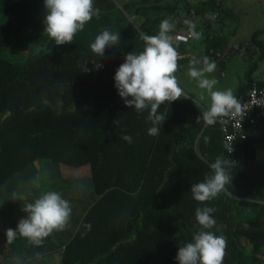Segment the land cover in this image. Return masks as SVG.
Returning a JSON list of instances; mask_svg holds the SVG:
<instances>
[{"label": "trees", "instance_id": "1", "mask_svg": "<svg viewBox=\"0 0 264 264\" xmlns=\"http://www.w3.org/2000/svg\"><path fill=\"white\" fill-rule=\"evenodd\" d=\"M151 1L120 9L114 0H93L99 15L72 43L56 45L43 32L44 0H0V194L11 176L36 160L89 168L96 199L64 246L62 264H177V245L191 242L201 230L195 221L201 207L215 208L216 225L210 231L227 238L223 264H262L257 248L244 240L246 228L264 221V165L255 152L256 144H264V116L255 126L246 124L245 138L234 143L230 154L222 145L220 123L196 121L202 110L190 99L181 96L162 104L161 131L150 136L148 111L128 108L114 87L125 55L142 51L141 34H157L164 18L184 29L193 11L196 31H210L201 16L212 0L196 7L182 0L169 5ZM106 28L119 32L120 42L98 58L90 44ZM14 35L43 48L13 61L5 53ZM263 35L264 30L254 31L243 46L250 65L238 99L254 83L251 74L264 60ZM223 49L220 37L206 34L202 53L180 54L178 61L187 64L205 55L218 59ZM97 59L103 65L99 70L92 63ZM84 64L90 71H82ZM217 157L234 161L231 184L214 199L198 202L190 185L211 173L209 165ZM89 224L90 230L85 227Z\"/></svg>", "mask_w": 264, "mask_h": 264}, {"label": "clouds", "instance_id": "2", "mask_svg": "<svg viewBox=\"0 0 264 264\" xmlns=\"http://www.w3.org/2000/svg\"><path fill=\"white\" fill-rule=\"evenodd\" d=\"M44 8L46 15L43 20V32L56 45L72 43L85 24L99 15V9L94 8L93 0H44ZM184 23L190 37L199 40L202 32L196 31V24L190 20H185ZM175 28L176 24L172 18L166 17L160 22L157 34L142 33L140 39L144 42L143 50L126 54L124 62L116 69L113 77L117 94L128 108H134L138 113L148 111L147 119L152 123V127L148 129L150 136L159 135L160 126L165 120L164 115L158 111L160 106L165 102L176 101L184 95L176 76L179 69L178 60L181 57L174 46L172 33ZM119 42V32L106 28L95 37L90 49L101 58L107 48L117 46ZM97 61L98 59L92 63L94 68L99 70L103 65ZM85 64L82 71H90ZM216 69V62L208 56H194L190 60L187 73L210 97L209 107L196 118V121L202 120L207 126L217 122L226 124L229 120L241 117L244 111V106L233 94L232 89L214 90L218 81L214 77L209 78L207 74L215 72ZM122 139L128 143L132 142V137L128 135H124ZM228 151L231 154L232 145ZM233 162L227 157H217L215 162L209 165L211 173L202 181L190 185L193 199L204 203L225 192L226 185L231 184L233 177L230 172ZM22 211L27 215L18 221L16 228L5 231L8 242L22 237L34 246H41L53 231H63L68 226L72 207L59 192L46 191L25 204ZM215 211L213 207L195 210V221L201 230L192 236L191 242L180 241L177 245V264H223L227 238L210 231L216 225L212 215ZM85 227L90 230L91 225Z\"/></svg>", "mask_w": 264, "mask_h": 264}, {"label": "crops", "instance_id": "3", "mask_svg": "<svg viewBox=\"0 0 264 264\" xmlns=\"http://www.w3.org/2000/svg\"><path fill=\"white\" fill-rule=\"evenodd\" d=\"M175 0H154L152 4L169 5ZM188 0H182L185 2ZM116 2V1H115ZM212 7H207V12H217L219 14V20L215 27L209 28V33L204 29H199L202 32V36L199 40L191 39L187 44L181 45V43L174 41V46L177 48L180 54H192L197 55L204 51L206 34L210 39L214 36L220 37L224 43V49L220 53L218 59H213L216 62L217 69L211 74H207L209 78L217 79L218 83L215 88L218 90L232 89L233 94L236 95L240 87L247 85V71L250 65V59L244 50V44L249 41L254 31L264 30V0H252L247 2H235L231 4H224L223 1L212 0ZM126 4V2L118 3L117 6ZM236 5L247 9L250 13V18L244 21H237L233 27L228 26V21L236 18L234 9ZM131 19V18H130ZM176 24V22H175ZM231 25V24H230ZM177 28V27H176ZM173 31L177 32L182 30L181 28ZM172 33V34H173ZM264 42V35L261 37ZM183 46L181 51L179 48ZM237 47V50L235 48ZM219 52V49H218ZM254 51L250 52L251 54ZM250 55V54H249ZM256 55L253 56L255 59ZM179 69L176 72L177 78L183 73H188L189 63H181L178 61ZM179 75V76H178ZM251 79L255 83H264V60L258 63L257 69L251 74ZM180 84H185L183 97H191L196 99V86H189L183 83L181 79H178ZM197 100V99H196ZM204 110L207 109L204 105ZM256 159L258 163L264 165V144L258 143L255 145ZM27 190V188H26ZM27 193L23 191L21 195L22 199H27ZM23 204V202H22ZM8 204L3 203L0 200V264H62L61 255L64 246L72 237L75 229L81 219L79 215L78 221L68 224V226L60 231L62 238L58 234H51L44 239L41 246H34L27 239L17 237L15 240L8 242L5 231L9 228L15 229L17 223H10L8 220L10 216H14L19 221L21 218L27 215L22 211V208L8 207ZM250 231V247L263 248L259 249V257L264 262V221L249 227ZM55 236V237H54Z\"/></svg>", "mask_w": 264, "mask_h": 264}, {"label": "rangeland", "instance_id": "4", "mask_svg": "<svg viewBox=\"0 0 264 264\" xmlns=\"http://www.w3.org/2000/svg\"><path fill=\"white\" fill-rule=\"evenodd\" d=\"M116 3H133L139 2L140 0H114ZM206 0H188V3L196 7L201 2ZM218 1V0H217ZM223 1L224 4H233L235 2H247L252 0H219ZM152 2V1H151ZM212 1L208 3V7H212ZM234 12L236 18L228 21V26L233 27L237 21H244L250 18V13L247 9H243L236 5ZM130 18V17H129ZM231 24V25H230ZM13 40L8 41L6 44L7 52L5 57L9 59L20 62L23 58L33 52H37L43 46L38 44L32 45L24 36L14 35L11 37ZM179 76V75H178ZM178 79H181L183 83L189 86H196V99L188 97L192 102H194L201 110L204 111L203 105L207 108L210 105V97L206 90L200 89L197 85V81L190 78L186 73L180 75ZM184 89L185 84H180ZM214 90H218L215 88ZM27 188V190H26ZM25 192L27 193V199H22L21 195ZM46 191H57L61 194L62 198L68 200L72 207V213L69 222L73 223L78 221L79 215L82 216L87 207L96 199L92 188L90 180L89 168H71L66 165L55 163L48 160H36L31 163L26 170L11 176L1 188L0 200L6 204L8 207L22 208L25 204L32 202L39 195H42ZM23 202V204H22ZM26 216V215H25ZM10 223H18L17 218L10 216ZM249 227L245 230V240L246 244H250L249 237L250 231ZM58 234L60 238V231H53L51 234ZM50 234V236H51ZM55 237V236H54ZM263 249V248H258ZM257 250V256L259 252ZM264 264V262H262Z\"/></svg>", "mask_w": 264, "mask_h": 264}, {"label": "built area", "instance_id": "5", "mask_svg": "<svg viewBox=\"0 0 264 264\" xmlns=\"http://www.w3.org/2000/svg\"><path fill=\"white\" fill-rule=\"evenodd\" d=\"M197 16L191 11L188 20L195 22ZM203 23L210 28L215 27L219 20L217 12H206L201 16ZM174 41L181 44H187L192 38L188 33V28L174 32ZM237 50V47L235 48ZM240 101L244 106L243 115L233 120H229L226 124L220 123V133L222 136V145L228 151L230 145H233L238 139L245 138V126H255L258 120L264 116V85L258 86L252 83L244 95L240 96ZM229 152V151H228Z\"/></svg>", "mask_w": 264, "mask_h": 264}, {"label": "water", "instance_id": "6", "mask_svg": "<svg viewBox=\"0 0 264 264\" xmlns=\"http://www.w3.org/2000/svg\"><path fill=\"white\" fill-rule=\"evenodd\" d=\"M120 8V7H119ZM121 9V8H120ZM130 22H132V20L130 18H128Z\"/></svg>", "mask_w": 264, "mask_h": 264}]
</instances>
